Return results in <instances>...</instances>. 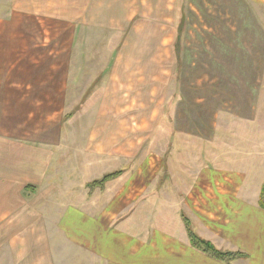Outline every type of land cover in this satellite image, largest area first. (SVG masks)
<instances>
[{
    "label": "rangeland",
    "instance_id": "1",
    "mask_svg": "<svg viewBox=\"0 0 264 264\" xmlns=\"http://www.w3.org/2000/svg\"><path fill=\"white\" fill-rule=\"evenodd\" d=\"M53 132L91 177L119 150L139 216L171 192L207 220L203 166L264 171V0H0V133Z\"/></svg>",
    "mask_w": 264,
    "mask_h": 264
},
{
    "label": "crops",
    "instance_id": "2",
    "mask_svg": "<svg viewBox=\"0 0 264 264\" xmlns=\"http://www.w3.org/2000/svg\"><path fill=\"white\" fill-rule=\"evenodd\" d=\"M60 137L58 132L51 134L50 141L0 133V264H264L260 195L264 171L251 164L248 170L246 166L245 171L235 170L229 165L231 160L223 161L227 167L223 170L213 166H219L214 159L212 166H203L195 186L202 191L208 185L214 191L201 194L214 207L207 212V220L199 213L194 219L179 211L182 199L189 205L192 195L167 193L166 174L162 203L152 199L151 192L147 214L139 216L143 208H135V202L125 201L123 194L131 185L129 179L134 181V174L128 177L132 171H123L93 192L87 185L107 173L122 171L123 154L115 150L112 156L106 150L97 160L99 174L91 177V159L84 155L76 164L70 163ZM260 173L263 178L253 197L250 190ZM173 174L171 179H182L180 172ZM72 175L78 182H73ZM183 179L188 182L187 176ZM155 188L160 189L159 184ZM197 200L194 205L201 202ZM185 220L217 249L247 257L227 263L197 250ZM180 221L184 227L179 230ZM179 231L184 233L178 236Z\"/></svg>",
    "mask_w": 264,
    "mask_h": 264
},
{
    "label": "trees",
    "instance_id": "3",
    "mask_svg": "<svg viewBox=\"0 0 264 264\" xmlns=\"http://www.w3.org/2000/svg\"><path fill=\"white\" fill-rule=\"evenodd\" d=\"M122 174V171H114L111 173L105 174L101 179L94 180L89 183V187L91 189H94L95 187H103L106 182H108L111 179H114ZM261 203L262 206L264 207V185L262 187L261 191ZM190 238H191V244L192 247L196 248L197 250H200L213 259H216L218 261L222 262H231L237 258L241 257H247L245 253L241 252H229V251H221L217 249L212 243L209 241H206L199 237L195 232L192 230L190 222L188 220H185Z\"/></svg>",
    "mask_w": 264,
    "mask_h": 264
}]
</instances>
